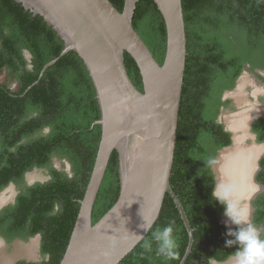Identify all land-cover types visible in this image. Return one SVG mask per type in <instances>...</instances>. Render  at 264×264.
<instances>
[{
    "label": "trees",
    "instance_id": "1",
    "mask_svg": "<svg viewBox=\"0 0 264 264\" xmlns=\"http://www.w3.org/2000/svg\"><path fill=\"white\" fill-rule=\"evenodd\" d=\"M110 1L122 10L123 0ZM182 9L186 63L170 185L193 228L194 241L184 264H210L237 250L236 245L225 246L231 237L225 235L227 228L221 222L225 206L212 195L216 179L211 162L232 143V133L218 121L222 109L231 107L224 93L235 87L246 66L264 82V75L258 73L264 71V0H182ZM132 24L161 63L166 33L154 0L136 2ZM63 47L42 15L16 0H0V190L10 182L19 190L15 201L0 209V236L10 243L40 235L41 258L19 259L15 264L59 263L101 136L100 125L94 124L101 115L95 89L75 51L60 56L39 76ZM124 64L133 84L142 90L138 68L127 52ZM13 82L16 88L11 89ZM260 100L264 103V98ZM250 130L256 142L264 141V116L253 120ZM51 156L65 159L70 174L53 167ZM259 165L256 180L264 186V155ZM33 167H47L49 179L25 184L24 173ZM119 188L118 152L113 150L93 205L92 223L113 205ZM253 204V224L264 230V192ZM169 221L175 222L178 247L174 256L165 257L158 252L152 232ZM187 243V230L166 193L152 227L117 264H179Z\"/></svg>",
    "mask_w": 264,
    "mask_h": 264
},
{
    "label": "water",
    "instance_id": "2",
    "mask_svg": "<svg viewBox=\"0 0 264 264\" xmlns=\"http://www.w3.org/2000/svg\"><path fill=\"white\" fill-rule=\"evenodd\" d=\"M16 1L42 15L64 42L60 54L43 66L39 76L60 56L75 51L92 80L101 114L94 122L101 128L95 160L58 264H117L149 231L140 225L154 224L166 193L188 233L179 261L184 264L194 241L193 228L170 185L186 63L182 0H154L166 33L161 63L132 24L138 0H123L121 11L110 0ZM124 52L138 68L142 90L129 77ZM262 147L258 161L264 155ZM113 150L118 152L119 195L92 223L93 205Z\"/></svg>",
    "mask_w": 264,
    "mask_h": 264
},
{
    "label": "rangeland",
    "instance_id": "3",
    "mask_svg": "<svg viewBox=\"0 0 264 264\" xmlns=\"http://www.w3.org/2000/svg\"><path fill=\"white\" fill-rule=\"evenodd\" d=\"M258 72L261 74L264 73L262 70ZM223 97L231 100V107L222 109L221 113L218 116V121L223 123L225 129H228V125H230L228 124L229 121H231V119H234L235 116L236 117L244 116V115L248 116L246 124L243 125L242 128L236 127L233 130L231 129L233 131L232 136L238 135L240 133L248 132L249 133L248 139L246 140V143L243 142V144L245 145L247 143L254 142L253 141L254 135L252 134L249 125L253 118H255L256 116L264 115V103L263 101L260 100V98L264 97V82H261L258 79H256L255 76L248 69L245 68L242 74L237 79L235 87L230 91H226ZM236 145H240V144L238 143ZM231 146L232 145L225 147L219 151L216 161H214L212 164L213 169L215 171L218 169L220 163L219 161H221V156L231 153ZM65 161H66L65 159H60L54 156L52 158V165L57 169L67 170L68 165L67 162ZM216 176L217 179L220 178V175L217 171H216ZM48 177L49 176L44 169H34L26 174V180H24V183L30 184L35 181L44 182L48 179ZM218 180L221 181L220 179ZM13 188H14L13 184H9L5 188V191L7 190L5 196H8L7 197L8 199H10L12 194L15 192ZM250 200H251L250 197L242 200L240 199L237 200L239 208L244 206L246 207V208L244 207V209H246L247 211L246 214L247 213L249 214L250 211L249 209H251V206H249ZM247 202H248V206H246ZM1 205L2 204H0V206ZM223 221H226L225 216L223 218ZM1 242L2 241L0 240V264H15V262L19 258H24L28 261H37L41 257L40 252L38 251V244H39L38 236H34L32 238H29L28 240L14 241V242L12 241L13 243L10 242L8 244H4L3 242L2 243ZM229 263L234 264V256L226 259L225 261L212 262V264H229Z\"/></svg>",
    "mask_w": 264,
    "mask_h": 264
},
{
    "label": "clouds",
    "instance_id": "4",
    "mask_svg": "<svg viewBox=\"0 0 264 264\" xmlns=\"http://www.w3.org/2000/svg\"><path fill=\"white\" fill-rule=\"evenodd\" d=\"M251 181L255 187L254 192L256 189L259 190L258 184L260 183L254 179ZM232 192L233 189L227 185H217L212 192L215 200L225 206L224 215L227 217L225 221V227L227 228L225 235L231 237V239L225 240V246H237L234 255V264H264V238L261 236V232L264 230L257 228L246 214H242L239 211V205L232 199ZM174 223V221H169L166 226L157 227L152 232V238L157 244L158 252L165 257L174 256L175 249L178 247L174 236ZM229 224L235 225V230L229 227ZM140 227L147 232L152 227V222H145ZM144 247L150 250L151 244L146 243Z\"/></svg>",
    "mask_w": 264,
    "mask_h": 264
},
{
    "label": "flooded vegetation",
    "instance_id": "5",
    "mask_svg": "<svg viewBox=\"0 0 264 264\" xmlns=\"http://www.w3.org/2000/svg\"><path fill=\"white\" fill-rule=\"evenodd\" d=\"M23 54H24V56H25V58H27L28 59V61H29V58H30V55H29V53H28V51H26V50H24L23 51ZM246 69H247V66H246ZM258 71H260V70H258ZM264 72V71H263ZM252 73V72H251ZM259 73V72H258ZM253 74V73H252ZM259 74H261V73H259ZM254 75V74H253ZM261 75H264V73L263 74H261ZM255 76V78L256 79H258L259 80V78L256 76V75H254ZM1 79V78H0ZM260 81V80H259ZM236 85V84H235ZM11 89H14V88H16V83L15 82H13L12 84H11ZM258 98H259V96H258ZM264 98V97H263ZM260 116H264V115H260ZM240 117V116H239ZM250 117V116H249ZM259 116H256L255 118H253L252 120H251V122L253 121V120H255L256 118H258ZM251 122H250V125H249V128H250V126H251ZM227 130H229V129H227ZM43 131L44 132H46L47 131V128H44L43 129ZM231 133H233V131L232 130H229ZM249 133L248 132H246V133H240V134H238V135H235V136H231L232 137V143H231V149L234 151V152H232V153H234V154H238L239 152H236L235 151V146H236V143H237V141L238 142H241V144H242V146L240 145V147H242V149H241V155L240 156H238V159H239V161H241L239 164H238V166H237V171H239V179H240V191H242V195L240 196V195H238L237 193H234V192H232V197H233V199H234V201L236 202V204L238 205V199H240V198H242V199H245V197L247 198V197H249L250 195H251V200H250V204H249V206H251V209H249L250 211H249V214H248V217L250 218V220H251V222L253 223V219H254V213H255V210H256V207L254 206V204H253V201H254V199L257 197V195H259L260 193H262V192H264V186L262 185V184H258V186H259V190H257L256 189V191L254 192V190H255V187L253 186V184H252V179H254L256 182H258L257 180H256V174H257V172H258V170L260 169V165H259V161H258V157H259V155H260V152L258 151L259 150V148H262V145H264V141H262V142H256L255 141V134L252 132V134L254 135V142H250V143H247V144H243V142L244 143H246V140L248 139V135ZM234 135V134H233ZM240 136H242V138L240 139ZM244 140V141H243ZM253 144H256V145H258V144H260V146H259V148L258 147H255V148H253V147H250L249 145H253ZM249 146V147H248ZM256 150V151H255ZM258 151V152H257ZM246 152V153H245ZM250 153V154H249ZM225 155H227V154H225ZM248 155H250V156H248ZM258 155V156H257ZM223 156V155H222ZM252 158L254 161H248V159L249 158ZM253 157H255V158H253ZM257 157V158H256ZM52 156L50 157V161H51V165H52ZM217 159V158H216ZM216 159L214 160V161H216ZM214 161H212L211 162V168H212V171H213V173H214V175H215V179H216V183H215V186H214V188L219 184V183H221V181H219L218 179H217V176H216V171L219 173V175H220V178H221V174H220V165H221V163H222V161H223V157L221 158V161H219L220 163H219V166H218V169L215 171L214 169H213V162ZM66 162V161H65ZM254 162V163H253ZM67 165H68V169L67 170H63V171H66L68 174H70V166H69V164H68V162H67ZM257 165H258V168H257ZM253 166V167H252ZM244 167V168H243ZM251 167V168H250ZM56 168V167H55ZM34 169H44L45 170V172L48 174V176L50 177V175H49V171H48V168L47 167H33L32 169H30V170H28V171H26L25 173H24V177H23V179L24 180H26V174L29 172V171H31V170H34ZM244 170V171H243ZM251 170H253V171H251ZM249 171V172H248ZM255 171H256V174L254 175V173H255ZM250 172H252L253 173V175H254V177H253V175H252V173H250ZM49 177H48V179H49ZM251 177V178H250ZM47 179V180H48ZM244 181V182H243ZM249 181V182H248ZM36 182H41V181H35V182H33V183H30V184H27V185H32V184H34V183H36ZM245 182H246V184H245ZM10 183H12L13 184V190H15V192L13 193V190H12V196H11V198L10 199H8L7 197L8 196H5V193H6V191H5V188L7 187H4L3 189L4 190H0V204H2L1 206H0V209L3 207V206H5V205H7V204H9V203H13L14 201H15V197L17 196V194H18V192H19V190L17 189V187H16V184H14L13 182H10ZM9 183V184H10ZM251 183V184H250ZM259 183V182H258ZM8 184V185H9ZM248 185V186H247ZM245 186V187H244ZM253 186V187H252ZM250 187V188H249ZM247 189V190H246ZM236 197V198H235ZM241 199V200H242ZM2 200V201H1ZM245 207V206H244ZM244 207H242V209L241 208H239V206H238V208H239V211L242 213V214H246V209H244ZM246 208V207H245ZM246 214V215H247ZM223 218H224V216H221V222L225 225V221H223ZM226 220H227V217H226ZM257 228H260V229H262L263 230V226L260 224H258V225H256V224H254ZM233 226H235V225H231V224H229V227H233ZM262 233V232H261ZM35 236H38V239H39V243H40V235L39 234H37V235H35ZM0 240L4 243V244H8V242H6L5 240H4V238L3 237H1L0 236ZM13 242L14 241H22L21 239H14V240H12ZM11 241V243H13ZM1 242V243H2ZM40 250V247H39V244H38V251ZM234 256V255H233ZM233 256H230V257H233ZM229 257V258H230ZM41 258V257H40ZM19 259H24V258H19ZM19 259H17V260H19ZM26 260V259H25ZM26 261H28V260H26ZM225 261V260H224ZM212 262H216V260H211L210 261V264H212ZM218 262H221V261H218ZM230 264V263H229Z\"/></svg>",
    "mask_w": 264,
    "mask_h": 264
},
{
    "label": "bare ground",
    "instance_id": "6",
    "mask_svg": "<svg viewBox=\"0 0 264 264\" xmlns=\"http://www.w3.org/2000/svg\"><path fill=\"white\" fill-rule=\"evenodd\" d=\"M241 81V80H240ZM257 89V88H256ZM255 90V89H254ZM253 90V91H254ZM255 95V94H254ZM247 118L248 116H235L234 119H231V121H229L228 124V128L231 130H233L234 128L236 127H240L242 128L243 125L246 124V121H247ZM227 119V118H226ZM232 127V128H230ZM242 138V136H240V139ZM238 144V142L236 143ZM263 148V147H262ZM262 148H260L262 150ZM235 151L236 152H239L238 154H234L232 152L231 153H228L227 155H223V161L220 165V174H221V183L219 185H227V186H230L232 189H233V192L234 193H237L238 195H242V191H240V179H239V171H237V166L238 164L241 162L239 161L238 159V156L241 155V149L242 147H240V145H236L235 146ZM256 151V150H255ZM258 152V151H257ZM246 153V152H245ZM250 154V153H249ZM250 156V155H248ZM258 156V155H257ZM251 157V156H250ZM249 158V157H248ZM255 158V157H253ZM257 158V157H256ZM255 160V159H254ZM252 158H249L248 161H254ZM255 162V161H254ZM253 162V163H254ZM253 167V166H252ZM244 168V167H243ZM251 168V167H250ZM244 171V170H243ZM253 171V170H251ZM249 172V171H248ZM252 173V172H250ZM253 175V173H252ZM251 178V177H250ZM244 182V181H243ZM249 182V181H248ZM246 184V182H245ZM251 184V183H250ZM248 186V185H247ZM245 187V186H244ZM253 187V186H252ZM250 188V187H249ZM247 190V189H246ZM233 199V197H232ZM234 200V199H233ZM2 201V200H1Z\"/></svg>",
    "mask_w": 264,
    "mask_h": 264
}]
</instances>
